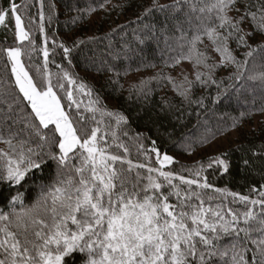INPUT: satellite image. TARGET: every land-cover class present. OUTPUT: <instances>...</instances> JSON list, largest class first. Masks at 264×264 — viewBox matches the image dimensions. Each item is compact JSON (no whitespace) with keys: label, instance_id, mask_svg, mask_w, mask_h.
I'll return each mask as SVG.
<instances>
[{"label":"snow or ice","instance_id":"1","mask_svg":"<svg viewBox=\"0 0 264 264\" xmlns=\"http://www.w3.org/2000/svg\"><path fill=\"white\" fill-rule=\"evenodd\" d=\"M37 3L35 15L31 3L0 7V264H264V172L247 194L217 187L209 176L230 174L229 151L181 163L74 71L79 54L86 70L110 73L105 84L123 90L122 76L156 69L158 59L126 99L149 101L171 86L179 103L162 96L159 111L178 123L196 116L199 137L173 141L192 155L264 115V0H151L130 33L118 24L70 44L49 27L57 0ZM109 7L131 4L81 9L73 0L67 10L75 25ZM185 61L193 78L165 71ZM248 152L245 168L264 161V143Z\"/></svg>","mask_w":264,"mask_h":264},{"label":"trees","instance_id":"2","mask_svg":"<svg viewBox=\"0 0 264 264\" xmlns=\"http://www.w3.org/2000/svg\"><path fill=\"white\" fill-rule=\"evenodd\" d=\"M16 2L18 4H33L34 6L31 7L30 12L32 15L36 14L38 8L37 0H16ZM71 2H73V0H57L60 10L58 22L49 26L52 31L57 33L60 40H64L69 44L73 38L103 35L118 24L128 25L126 31H129L130 33V30L136 28L137 25L135 23L129 25V21H134L136 14L142 11L141 5L147 6L151 3V0H125V2L131 4L130 8L125 10H112L111 7H109L108 12L98 10L90 16H85L84 19L80 20L75 25L72 24L70 19V17L75 15V12H69L67 10V5ZM75 2L78 4L79 8L85 9L89 6L95 7L98 3L103 2V0H75ZM119 2H122V0H112L113 4ZM160 2L170 3L171 0H160ZM7 5L8 0H0V7H7ZM21 12L23 13V9H21ZM157 19H159L158 14ZM13 24L8 25L10 42ZM3 34V29H0V37H2ZM112 39L118 43L120 40V34H114ZM145 55H147L148 59H153V47L151 45L147 48ZM34 60L42 63V54L40 56L34 54ZM25 61L28 63L26 57ZM60 62L61 61L57 59V63ZM155 62L157 64L156 69H141L139 72L130 71L127 76H122L120 83L124 85L123 90H120L117 85L105 84L106 78L111 75L110 73L105 72L103 75H100L95 69L86 70L83 58L79 54L76 55L74 60V71L78 73L86 83L94 86L96 92L101 96L103 102L106 103L109 108L119 110L128 117L129 126L132 130L147 133L151 139L157 140V144L161 147L162 151H168L169 154H186L181 152L179 148L173 144V141L178 140L182 134L193 139L198 138L202 129L198 130L194 127L197 123V118L194 114L190 117L186 116L184 123H178L173 119L171 114L160 113V99L162 96L166 98L172 97L175 103H179V98L176 97L171 86L157 89V86L153 84L152 87L157 90L154 92L153 96L150 97L149 101L137 100L135 96H133V99L131 100L126 99L128 96L127 89L131 83L138 82L142 77L154 75L155 72L160 69V61L157 59ZM138 66V62L132 64L133 68ZM53 71H55V69H53ZM165 71L170 73L177 80L182 78L183 72H186L189 75V78H193L192 66L187 61L182 62V64L178 65L175 69L168 68L165 69ZM82 73H87L91 77H87ZM200 92H202V90L198 89L197 94ZM219 111L236 114V106H225L222 104ZM211 123L215 126V120ZM246 124L248 125L246 126ZM169 132L173 133V135H167ZM238 133V142L225 150L229 151V159L231 161L230 174L224 176L210 175L209 178L210 180L214 179L217 187L227 186L231 191H238L242 194H247L248 188L251 185H258L262 182L261 173L264 172V161L257 158L248 168H245L241 161L245 157L251 159V153L248 152L250 146L255 147L264 143V115L256 113L251 119L245 120L243 127ZM237 145L242 146L240 150H237ZM0 147H4V145L0 144ZM202 147L204 146L198 147L197 150ZM202 160L206 161L207 158ZM30 202L31 201H26V203ZM0 207H2V205H0Z\"/></svg>","mask_w":264,"mask_h":264},{"label":"rangeland","instance_id":"3","mask_svg":"<svg viewBox=\"0 0 264 264\" xmlns=\"http://www.w3.org/2000/svg\"><path fill=\"white\" fill-rule=\"evenodd\" d=\"M85 76H89L87 73H82ZM258 118V117H257ZM248 124H246L247 126ZM239 133L236 131L231 132L230 135L220 136L212 143L211 146L205 145L204 147L198 149L194 154H181V153H170V155L176 156L180 162L185 164H192L194 161L202 160L208 158L209 156L223 152L229 149L231 146L238 142Z\"/></svg>","mask_w":264,"mask_h":264}]
</instances>
